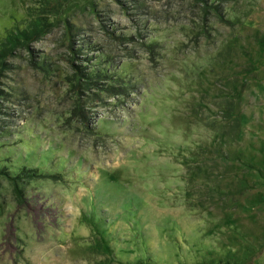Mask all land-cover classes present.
Returning <instances> with one entry per match:
<instances>
[{
	"label": "rangeland",
	"instance_id": "1",
	"mask_svg": "<svg viewBox=\"0 0 264 264\" xmlns=\"http://www.w3.org/2000/svg\"><path fill=\"white\" fill-rule=\"evenodd\" d=\"M49 1L0 0V264H264V0Z\"/></svg>",
	"mask_w": 264,
	"mask_h": 264
},
{
	"label": "trees",
	"instance_id": "2",
	"mask_svg": "<svg viewBox=\"0 0 264 264\" xmlns=\"http://www.w3.org/2000/svg\"><path fill=\"white\" fill-rule=\"evenodd\" d=\"M67 1V0H64ZM48 7L46 8L48 11L51 12H56L59 11V9L61 8V6H63V0H53V1H49L48 2ZM38 25H34V27H30L29 29H23V30H19L20 32L18 33V36L12 37L11 38V45L13 46H23L25 44L26 41L28 40H32L35 39L36 37H38L39 34H42L44 31H42V27L44 23H37ZM6 53H1L0 56L1 57H5Z\"/></svg>",
	"mask_w": 264,
	"mask_h": 264
}]
</instances>
